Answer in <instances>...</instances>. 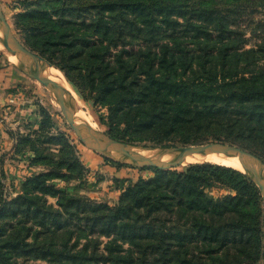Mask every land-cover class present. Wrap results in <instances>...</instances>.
Masks as SVG:
<instances>
[{"label": "trees", "instance_id": "obj_1", "mask_svg": "<svg viewBox=\"0 0 264 264\" xmlns=\"http://www.w3.org/2000/svg\"><path fill=\"white\" fill-rule=\"evenodd\" d=\"M260 5L30 0L14 25L82 100L105 108L98 122L113 139L223 140L264 161ZM151 169L112 205L56 188L53 171L26 178L10 200L0 193V264H258L260 195L250 178L209 162ZM221 188L228 193L207 192Z\"/></svg>", "mask_w": 264, "mask_h": 264}, {"label": "rangeland", "instance_id": "obj_2", "mask_svg": "<svg viewBox=\"0 0 264 264\" xmlns=\"http://www.w3.org/2000/svg\"><path fill=\"white\" fill-rule=\"evenodd\" d=\"M29 1L0 0L1 17L25 47L27 46L23 40V34L14 25V14L22 11L26 2ZM260 12L264 16V6L262 5H260ZM0 36H2L1 31ZM246 36H249L248 32H246ZM250 42L254 43V39H251ZM27 48L31 50V48ZM4 51L7 52L0 44V193L4 198L10 200L19 194L26 178L53 171L55 174L47 181L54 184L56 188L65 189L72 195H81L96 202H106L112 205L117 201L125 187L139 178L152 176V166H132L125 162L107 160L100 153L88 148L75 135L65 120L53 98L49 84L45 85L32 78L26 69L25 72L15 65L13 66L6 59ZM31 51L38 54L33 50ZM51 68L58 69L53 64H51ZM59 73L72 87L60 70ZM79 99L82 106V108L80 106V114L85 113L84 116L91 118L90 123L92 122L91 124L99 132L113 139L107 134L105 127L98 122V115L105 114V108L84 101L80 96ZM51 138H63L69 143V146L55 142ZM113 141L120 147L127 145L155 147L190 145L179 142L159 145L145 142L119 141L121 142L119 143L116 142L118 141L116 139ZM207 142H225L253 153V151L239 144L223 140L208 139L201 143ZM253 154L262 160L257 154ZM62 160H67L68 163L75 161L74 166L67 168L66 163H62ZM262 162L264 161L262 160ZM187 165L183 164L175 168L182 170ZM251 178H253L252 175ZM255 186L257 187L256 184ZM207 192L210 195H217L226 194L228 190L221 188ZM258 192L261 207V258L258 264H264L262 228L264 200L259 189ZM45 198L47 203L57 206L56 196L45 195ZM6 216L7 214L2 217Z\"/></svg>", "mask_w": 264, "mask_h": 264}, {"label": "water", "instance_id": "obj_3", "mask_svg": "<svg viewBox=\"0 0 264 264\" xmlns=\"http://www.w3.org/2000/svg\"><path fill=\"white\" fill-rule=\"evenodd\" d=\"M0 31L2 36H0L1 43L10 51L19 55L27 67L28 73L34 79L43 84H49V89L52 92L55 102L58 104L62 115L65 120L70 125L71 129L75 135L90 149L100 153L106 159L116 160L120 162L128 163L132 166H155L160 169H169L175 168L177 166L183 165V161L187 157L192 155H197L198 153H205L210 151L222 152L227 156L236 158L239 160L248 171L253 175V178L249 177L244 173L248 178H250L258 187L263 200H264V162L260 160L253 153L241 149L238 146L228 144L225 142H207L201 144H190V145H178L170 147H155V146H143V145H127L129 148L138 147L143 150L152 151L154 155L164 157V156H173L174 158L167 164H154L142 160H128L131 154H127L129 149L124 150H110L103 148L100 145H97L93 141V130H91L82 120H78L75 116V112L68 106L64 98V90L62 86L50 79L45 75L44 69L50 68L51 64L47 62L39 54L32 52L30 49L25 47L13 34L9 26L4 22L3 18L0 15ZM40 63V67L37 65ZM102 133V132H101ZM98 134V133H96ZM105 138L111 139L103 133L100 134ZM113 140V139H111ZM115 141V140H114ZM119 142V141H116ZM121 143V142H119ZM123 144V143H122ZM126 145V144H125ZM192 163H201V162H190ZM243 173V172H242ZM263 249H264V212H263Z\"/></svg>", "mask_w": 264, "mask_h": 264}, {"label": "bare ground", "instance_id": "obj_4", "mask_svg": "<svg viewBox=\"0 0 264 264\" xmlns=\"http://www.w3.org/2000/svg\"><path fill=\"white\" fill-rule=\"evenodd\" d=\"M0 44L5 50H7V52L4 51V55L6 59H8L11 64H13V66L15 65L19 69L24 70V71L25 69L27 70V67L25 66V64L23 63L19 55L7 49L1 43V41H0ZM37 65L39 67L41 66L40 63ZM44 72L47 77L58 82L62 86L64 90V98H65L66 103L73 110V112H75L76 118L78 120H82L91 130H93L94 132L93 141L97 145H100L103 148L115 150V151L124 150L128 148L129 152L127 154H131L130 157H128V160L130 161L131 160H142V161H146V162L154 163V164H167L170 161H172V159L174 158L173 156L160 157V156L154 155L152 151L143 150L138 147H134V148H129V146L120 147L113 140L105 138L102 135H100L102 133L99 132V130L93 124H91L92 122L90 123L91 118L88 116H84L85 113L83 115L80 114L81 101L79 99V96L77 95L75 90L72 89V87H70L67 81L64 80L62 75L59 73V70L50 67V68H45ZM57 73H59L60 76ZM190 162H210V163L234 168L243 173H246L250 177L252 175V173L248 171L247 168L239 160H237L236 158L229 157L225 153H222V152L210 151V152H205V153H198L197 155H192V156L187 157V159L183 161V164L190 163Z\"/></svg>", "mask_w": 264, "mask_h": 264}, {"label": "crops", "instance_id": "obj_5", "mask_svg": "<svg viewBox=\"0 0 264 264\" xmlns=\"http://www.w3.org/2000/svg\"><path fill=\"white\" fill-rule=\"evenodd\" d=\"M7 72L9 71V70H6Z\"/></svg>", "mask_w": 264, "mask_h": 264}]
</instances>
